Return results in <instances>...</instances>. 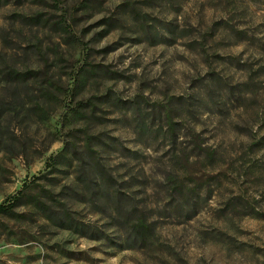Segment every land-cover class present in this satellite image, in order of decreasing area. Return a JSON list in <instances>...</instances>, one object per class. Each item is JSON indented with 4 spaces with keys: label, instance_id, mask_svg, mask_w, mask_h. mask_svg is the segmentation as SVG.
Listing matches in <instances>:
<instances>
[{
    "label": "clouds",
    "instance_id": "1",
    "mask_svg": "<svg viewBox=\"0 0 264 264\" xmlns=\"http://www.w3.org/2000/svg\"><path fill=\"white\" fill-rule=\"evenodd\" d=\"M0 264H264V0H0Z\"/></svg>",
    "mask_w": 264,
    "mask_h": 264
}]
</instances>
